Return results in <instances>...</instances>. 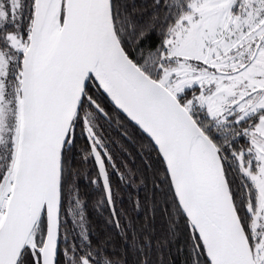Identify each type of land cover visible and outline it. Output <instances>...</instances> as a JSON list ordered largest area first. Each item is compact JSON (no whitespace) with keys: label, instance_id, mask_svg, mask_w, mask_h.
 <instances>
[{"label":"snow or ice","instance_id":"1","mask_svg":"<svg viewBox=\"0 0 264 264\" xmlns=\"http://www.w3.org/2000/svg\"><path fill=\"white\" fill-rule=\"evenodd\" d=\"M0 264H264V0H0Z\"/></svg>","mask_w":264,"mask_h":264}]
</instances>
